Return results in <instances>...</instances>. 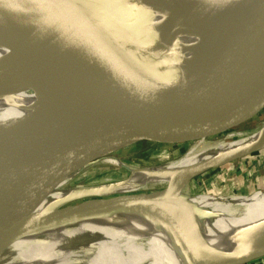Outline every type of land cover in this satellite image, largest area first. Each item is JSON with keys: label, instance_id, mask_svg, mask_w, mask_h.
Returning <instances> with one entry per match:
<instances>
[{"label": "water", "instance_id": "1", "mask_svg": "<svg viewBox=\"0 0 264 264\" xmlns=\"http://www.w3.org/2000/svg\"><path fill=\"white\" fill-rule=\"evenodd\" d=\"M90 1L71 0L66 6L60 0H0V14L24 31L33 44L32 56L17 54L0 61V99L35 90L66 98L105 92L107 98L124 102L109 129L99 134L101 137L95 135L92 142L86 139V113L79 109L42 129L14 128L0 122V225L10 227L7 238L0 239V250L16 236L81 220L158 204L186 206L182 200L188 196L172 199L167 196L169 186L148 185L126 193L90 196L36 213L42 202L68 179L71 182L62 190L123 184L133 170L166 167L198 143L199 149L212 146L206 140L237 130L264 101V0H225L201 12L199 18L210 16V23L219 32L223 30L219 36L222 50L212 68L197 78H190L182 69L184 53L180 43H168L155 33L144 0L127 1L142 20L148 17L146 25L134 23L130 31L105 28L103 37L98 34L101 30L86 24L85 5ZM41 10L50 17L52 26L42 19ZM139 29L146 36L135 33ZM89 33L101 42L105 36L114 38L117 33L131 49L139 47L141 39L152 42L135 54H140L137 59L114 64L86 50L85 37ZM232 33H236L235 37L228 40ZM29 61L34 62L37 72H28ZM263 147L204 163L190 179ZM161 150L184 152L165 162H152L153 154ZM123 152L130 153L122 157L119 154ZM108 159L117 164L105 162ZM99 163L118 171L99 181L77 180L82 172ZM258 191L262 190L227 197L251 196ZM170 227L175 234L178 232L175 225ZM259 233L262 241L257 245L242 252L205 256L197 264L260 261L264 259V227Z\"/></svg>", "mask_w": 264, "mask_h": 264}, {"label": "bare ground", "instance_id": "2", "mask_svg": "<svg viewBox=\"0 0 264 264\" xmlns=\"http://www.w3.org/2000/svg\"><path fill=\"white\" fill-rule=\"evenodd\" d=\"M60 1L68 6L71 0ZM223 1L144 0L159 38L168 43H180L184 53L182 69L190 78L206 74L221 54L219 36L223 30L219 32L215 24L210 23L212 17L198 16ZM85 9L86 24L101 30L98 33L100 37H103L102 33L105 34V28L130 31L132 24H142L140 27H143L148 21V17L142 20L127 0H92L85 5ZM40 14L52 26L50 17L43 10ZM135 33L141 37L146 36L140 29ZM235 34H230L228 40L234 38ZM88 35L85 37L86 50L94 57L114 64L137 59L140 54L138 57L135 54L147 49L146 45L151 46L152 42L151 39H141L140 46L131 49L117 33L114 38L105 39V36L102 42L94 37V33ZM17 54L32 56V41L14 22L0 14V61ZM33 64V61L28 62L29 73L38 71ZM123 105L122 99L107 98L105 92L66 98L53 93L26 90L0 99V122L14 128L42 129L56 124L67 118L71 111L79 109L86 113L89 125L86 139L91 141L95 135L109 129ZM199 144L179 161L166 167L142 169L145 176L153 172L162 175L160 179L140 182L135 179L130 182V177L123 184L94 188L105 190L90 195L107 196L139 190L148 185H167L170 187L167 196L178 200L179 193L172 196L169 192L174 186L183 185L189 193L188 198L182 200L187 207L158 204L16 236L10 245L0 250V264H197L205 256L242 252L257 245L262 241L259 230L264 227V192L242 197L198 196L206 194L191 195L189 187L190 178L195 175L198 166L264 145V122L252 132L238 134L234 140L226 138L201 149ZM105 162L117 164L113 159ZM70 182L71 179H68L58 186L42 202L36 213L55 209L89 195L87 190H62ZM175 191L178 190L175 188ZM170 224L177 227L176 234ZM9 230L10 227L0 225L1 240L7 238ZM111 239L113 243L105 245L101 249L103 251H95L98 243ZM127 242L131 245L121 248ZM132 243L137 248L146 245L144 248L147 247L150 252L149 258L139 252L143 249L136 250ZM131 251L139 252L138 260L129 257Z\"/></svg>", "mask_w": 264, "mask_h": 264}, {"label": "rangeland", "instance_id": "3", "mask_svg": "<svg viewBox=\"0 0 264 264\" xmlns=\"http://www.w3.org/2000/svg\"><path fill=\"white\" fill-rule=\"evenodd\" d=\"M259 107H258L259 109L254 110L253 113L250 114L246 118V122L244 124H242L234 132L232 131V132H228V133L222 134V135H220V133H218L216 135V137L211 138V139H208L206 141H210L209 142L210 144H215V143H218L219 141H222V140H224L226 138L227 139L234 140L237 137V135L240 134V133L252 132L255 129L259 128L262 125V123L264 122V101L261 103V105ZM183 152L184 151H181V153H183ZM129 153L130 152H123V153H120L119 155L120 156L122 155V157H127ZM181 153H178V151H176V150H167L165 152H163L162 150L161 151H156L153 154V157H152V160L151 161L154 162V163L165 162L167 160H171V159L177 158L179 156V154H181ZM262 158H264V148H262V150L256 152L255 155H253L250 158H248V159H250V162L249 163H251V164H250V167L247 168L246 173L243 176V177H245V179H248V180L249 179L250 180H253L255 178L258 179V180L260 179V177L262 175V172L264 173V171H263V169H264V162H263L264 159H262ZM240 161H242V160H238V161H235V162H232L231 163V166H233L231 168L233 172H236V168L238 166H240ZM116 170H117V168L109 167V166H106L105 164L99 163V164L93 165L92 167H90V168L86 169L84 172H82L79 176H77V180H81V181H99V180H102L104 178H108V176H106L107 174H109L111 176H114L113 173H116ZM142 171H143L142 169L141 170H133L131 172V176H130L131 177V180H130V182H133L135 179H137L140 182V181H144L145 179L146 180H154V179H160L162 177V175L154 174L153 172L150 173V176H145V174ZM123 175H124V173H123ZM214 175L216 176V174H214ZM88 177H90V179ZM218 177H219V179L221 181V182L219 181L220 182L219 184H217L216 181L210 182L207 185L208 188H205L203 190L201 186H198L197 185L198 181L201 180L203 178V176H201V177L200 176H197L196 179H194V180H192L190 182V187H189L190 194L191 195H196V194H200L201 192H203V193H207L209 195H213V194L217 195V194H219V195H222V196H227L228 193H229V195H234V193H238V194L246 193V189H238V188H236L235 190H233V188L236 187V184L235 183H232L230 181H227L231 177H227V178L226 177H221L220 178L219 175L217 176V178ZM215 178H213V179H215ZM221 185H222V188L224 190H228L224 194L222 193L223 191L220 188ZM174 187L178 191L176 192L175 191V188H173L172 190H170L169 193L172 196H174L176 194L178 195V193H179L180 196L182 194H184L186 196L189 195L188 188L187 187H185L183 185H178V186H174ZM102 190H105V189H99V190L98 189H94V188L88 189L87 191L89 192V195L85 196L84 198L89 197L91 194L96 193L98 191H102ZM262 192H264V191L257 192L255 194H260ZM156 195H158V194H156ZM198 196H208V195H198ZM110 243H113V240L112 239L111 240L103 241L102 243H98L97 244V249L95 251H103L101 249H103L105 245L110 244ZM88 244H95V243L88 242ZM133 244L134 243H132V245ZM127 245L130 246L131 243L130 242L125 243V244L121 245V248L122 247L124 248ZM133 246H134V248L136 250L143 249V250H141L139 252L143 253L144 256L147 259L149 258L150 252L147 251V247L144 248L146 245H144V244L139 245V248H137V246H135V245H133ZM121 248H120V250H121ZM139 252H136L135 253L134 251H131L128 254H129V257L132 258L133 260L134 259H137L138 260V258H139V255H138ZM121 262H124V261L121 260ZM257 262H259V261H257ZM257 262H255V263H257ZM255 263H252V264H255ZM115 264H119V262H117Z\"/></svg>", "mask_w": 264, "mask_h": 264}, {"label": "crops", "instance_id": "4", "mask_svg": "<svg viewBox=\"0 0 264 264\" xmlns=\"http://www.w3.org/2000/svg\"><path fill=\"white\" fill-rule=\"evenodd\" d=\"M255 154L256 153L241 159L242 161H240V166H238L236 168V172H233L232 169H231L233 166H231V164H228V165L223 166V167H221L219 169L212 170L210 172L204 173L205 175L204 174L200 175V177L203 176V178L198 181L199 184L197 183V185L201 186L202 189L204 190L205 188H208L207 185L210 182L216 181V183L219 184L221 182L219 177L217 178V176L219 175L220 178L221 177H226V178L227 177H231L227 181H230V182L236 184V187H234L233 190H235L236 188H238V189H246V193H243V194H249V193L254 192L256 190L264 191V173L263 172H262V175H261L259 180L256 179V178L253 179V180H250V179L248 180V179H245V177H243L245 175V173H246L247 168H249L250 164H251V163H249L250 159H248V158H250L251 156H253ZM262 159H264V158H262ZM263 171H264V169H263ZM214 174H216V176ZM213 178H215V179H213ZM220 188L222 189V191H223L222 193L223 194L228 191V190H224L222 188V185H221ZM258 192H261V191H258ZM200 194H205V193L201 192ZM234 194L236 195L238 193H234ZM213 195H215V194H213ZM227 195H229V193ZM217 196H222V195L217 194ZM255 264H264V259L260 260L259 262L255 263Z\"/></svg>", "mask_w": 264, "mask_h": 264}]
</instances>
